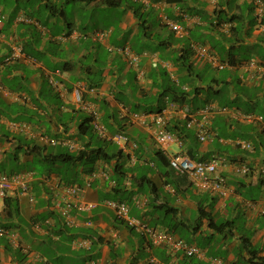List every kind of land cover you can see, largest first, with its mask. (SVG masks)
<instances>
[{
  "label": "crops",
  "instance_id": "obj_1",
  "mask_svg": "<svg viewBox=\"0 0 264 264\" xmlns=\"http://www.w3.org/2000/svg\"><path fill=\"white\" fill-rule=\"evenodd\" d=\"M0 14V62L12 35L28 56L0 68V172L32 174L28 193L0 199V227L9 230L0 234V264H211L213 257L223 264H264V186L258 184L264 176V0H0ZM163 15L185 33L174 34ZM94 30L105 37L95 38ZM192 41L211 44L214 62L195 57ZM110 46H128L137 63ZM78 85L86 86V109L73 102ZM168 85L186 92L183 103L159 96ZM207 104L215 110L200 141L187 120H202ZM164 107L173 112L168 127L177 125L171 131L179 138L168 154L230 162L222 170L224 194L199 190L162 163L151 129L131 121ZM84 114L96 115L107 134L126 136L125 148L105 138L110 151L121 149L126 175L115 185V159L80 172L77 197L95 206L72 207L65 215L67 196L54 171L60 164L32 168L55 147L49 139L79 144L76 125ZM240 140L252 148H241ZM233 164H246L249 173L236 174ZM108 199L126 201L130 216L189 243L202 237V256L173 255L150 243L103 204ZM222 218L229 228L218 233L213 224Z\"/></svg>",
  "mask_w": 264,
  "mask_h": 264
},
{
  "label": "built area",
  "instance_id": "obj_2",
  "mask_svg": "<svg viewBox=\"0 0 264 264\" xmlns=\"http://www.w3.org/2000/svg\"><path fill=\"white\" fill-rule=\"evenodd\" d=\"M142 1L146 5L149 4V0ZM2 18L3 16L0 14V24L2 23ZM162 18L163 22L168 27H170L176 35L182 36L185 33V28L177 21H173L165 15H163ZM103 35V33L97 34L95 35V38H102ZM11 48V53L2 62H0V67L5 63L17 61L20 58L28 59V56L22 52L20 45L12 44ZM190 48L196 57L200 59L206 58L210 62H214V55L209 52L206 46L196 42H191ZM123 52L127 55V58L130 61L135 62L137 60V58L129 51L128 48L123 49ZM217 66L221 67L222 65ZM52 82L55 84V81ZM85 90V85H78V87L75 88L72 93L73 102L76 106L82 109L87 108V102L82 97V92ZM214 110L215 108L213 106L207 104L202 110V120H195L191 117L187 120L188 126H195L197 137L200 141L207 139L205 123L208 119V113ZM218 110L220 112H224L226 111V108H218ZM172 114L173 112L169 110L168 107H165L157 112L134 114L131 116V121L137 122L140 125L151 129L158 151L168 156L170 167L173 168L177 173L185 175L196 188L209 191L211 193L224 194L226 177L222 174V170L224 167L228 166L229 163H227V160L219 156H215L206 160H195L189 158L181 151L168 154L169 146L174 142H179V138L168 129ZM92 127L101 138H107L114 141L120 148H125L127 146L128 140L126 136L123 133H116L113 135L107 134L105 127L101 124L99 118L96 115H94ZM48 143L53 146L61 145L67 147L70 150H75L80 147L79 144L74 140L65 138L49 139ZM237 144H239V146L242 148H251L250 143L246 141H238ZM234 171L238 175L245 174L248 171V168L244 165L234 166ZM29 179L30 174L0 173V199L5 198L10 191H13L17 188L20 189L21 193H28V190L30 189ZM56 186L60 187V189L63 188V190L66 192L67 200L65 201V209H63V213L65 215L69 214V209L72 207H74L77 211H85L90 210L95 206L93 202L82 201L78 199V185H59V183H57ZM29 198L33 200V196L31 194L29 195ZM145 201V199L140 200L135 198L136 204H143ZM103 204L111 209L117 218L123 220L128 226L138 231L141 235L145 236L150 243H153L154 245L165 246L173 254H175L177 251H181L183 255L189 257L202 256V250L197 245L188 243L163 229L149 226L143 220L134 216H130L128 214V204L125 201L108 199L105 200ZM0 234H9V230L0 227ZM152 262L154 264H161L153 260ZM210 262L211 264H223L222 260L217 257L211 258Z\"/></svg>",
  "mask_w": 264,
  "mask_h": 264
},
{
  "label": "trees",
  "instance_id": "obj_3",
  "mask_svg": "<svg viewBox=\"0 0 264 264\" xmlns=\"http://www.w3.org/2000/svg\"><path fill=\"white\" fill-rule=\"evenodd\" d=\"M81 1H88V0H81ZM112 3H114V1H112L110 4H112ZM46 7H48L49 9L52 10L55 7V5L48 3ZM1 20H3V18ZM142 23H144V22H142ZM141 25H143V24H141ZM93 33H94L93 36L100 34V33L104 34L103 37H105V35H106V33L103 30H94ZM8 42H9L8 44L10 46L9 54L12 51V48H11L12 44L20 45L22 48V52L25 53L20 40L18 38H16L15 36H13V35L10 36L8 38ZM196 43H199V44L206 46L208 48L209 52H211V50H212L211 44H209L210 47H208L205 43H202V42H196ZM125 48H128V47L127 46H123V47L110 46L109 50H111L113 52L118 51L119 53L123 54L125 56V58H127V55L123 52V49H125ZM18 60H20V59H18ZM17 61H12V62H17ZM12 62H8L5 64H9ZM47 77L49 78L50 84L52 86L56 87V82H55V84H53V82H52L55 80L49 75H47ZM50 78L52 81L50 80ZM77 87L78 86H75L71 91L73 92L74 89ZM0 88L2 89L1 78H0ZM159 96L166 97V98L170 99V102H179V103H183L187 97L186 92H184V90H181L177 86H169V85L162 89V92L159 94ZM82 97L84 99V93L83 92H82ZM168 102H169V100H168ZM80 109H82V108H80ZM161 109L162 108H160L156 111H160ZM93 119H94V115H85L84 114L81 117H79L78 123L76 125L77 131L75 134V137L79 139V146L80 147L78 149L70 150L67 147L64 148V146L55 145V147L53 149L42 154L41 157H42L43 163L41 165L33 166L32 169L36 170L37 172H40L46 168H48V170H53L55 167V164L59 163L60 164L59 168L55 169L54 171H56V173L59 175V181H60L61 185H69V184H76L77 183V175L80 172L92 173L99 160L110 161L111 159H115L113 166H112V172L115 176V179H114L115 183H116L115 185L120 184L126 175V171L124 169L123 162L121 160V158L123 157L122 151L120 148L113 151V152L110 151V148H111L110 143L111 142L110 141L105 142V138L102 140L101 137L98 136V134L94 131V129L92 127ZM101 124H102V122H101ZM176 126L177 125H175L173 127L175 129H177ZM174 128L171 127V129H170V127H168L169 130H172ZM105 129H106V127H105ZM35 150L38 153L37 155H39L41 153L40 147H37L36 145H34L32 147V151H35ZM156 155H158V157L162 163H164V164L168 163V162H166L165 155L162 154L160 151H157ZM207 159H209V158H207ZM200 160H206V159H200ZM15 174H17V173H15ZM29 183H30V181H29ZM258 184H259V186H264V176L259 179ZM17 190L20 191L19 188L14 189V191H17ZM167 210L168 211L169 210L174 211L175 208L168 207ZM263 214H264V212H263ZM229 223H230L229 220H225V218H222L219 220L218 224H216V223L213 224V229L218 233H222L225 228H229ZM209 225H210V223H209ZM166 231H169V230H166ZM242 238H244V237H242ZM245 239L248 240L249 238L245 237ZM242 242L243 243H242L241 247L246 246V243L243 240H242Z\"/></svg>",
  "mask_w": 264,
  "mask_h": 264
},
{
  "label": "clouds",
  "instance_id": "obj_4",
  "mask_svg": "<svg viewBox=\"0 0 264 264\" xmlns=\"http://www.w3.org/2000/svg\"><path fill=\"white\" fill-rule=\"evenodd\" d=\"M163 19V18H162ZM186 30V29H185ZM193 42V41H192ZM128 47V46H127ZM129 48V47H128ZM191 49V48H190ZM129 50H130V48H129ZM192 51V50H191ZM130 52L137 58V56H136V54H134L131 50H130ZM193 52V51H192ZM193 55H194V52H193ZM195 56V55H194ZM196 57V56H195ZM127 60H128V62L129 63H137V61H138V58H137V60L135 61V62H133V61H130L128 58H127ZM73 93V92H72ZM165 108V107H164ZM155 112V111H154ZM157 112V111H156ZM193 127H195V126H193ZM171 131V130H170ZM172 132V131H171ZM199 139V138H198ZM240 141H244V140H240ZM246 142H248V141H246ZM248 143H250V142H248ZM239 145V144H238ZM250 145H251V143H250ZM242 148V147H241ZM251 148H252V145H251ZM251 148H248V149H251ZM247 149V148H246ZM165 155V154H164ZM220 157V156H219ZM212 158V157H211ZM192 159V158H191ZM210 159V158H209ZM195 160H200V159H195ZM168 164H169V162H168ZM229 164H230V162H229ZM241 166V165H244V166H247L246 164H233V171H234V166ZM169 166H170V164H169ZM247 168H248V171L245 173V174H240V175H246V174H248L249 173V167L247 166ZM173 169V168H172ZM174 170V169H173ZM175 171V170H174ZM176 172V171H175ZM235 172V171H234ZM0 173H5V172H0ZM177 173V172H176ZM6 174H8V173H6ZM15 174V173H14ZM17 174H30V179H29V181H31V176H32V174L30 173V172H20V173H17ZM177 174H179V173H177ZM222 174H223V171H222ZM237 174V173H236ZM181 175H183V174H181ZM224 175V174H223ZM225 176V175H224ZM226 177V176H225ZM226 182H227V179H226ZM226 184V183H225ZM194 186V185H193ZM195 187V186H194ZM196 188V187H195ZM198 189V188H197ZM199 190H201V189H199ZM14 191V190H13ZM13 191H10L8 194H10L11 192H13ZM205 191V190H204ZM209 192V191H208ZM211 193V192H210ZM8 194H7V196H8ZM213 194H220V193H213ZM6 196V197H7ZM4 199V198H3ZM116 200H118V199H116ZM124 201V200H123ZM126 202V201H125ZM127 203V202H126ZM6 229V228H5ZM166 231V230H165ZM168 233H170V234H172V235H174V236H177V235H175L174 233H171V232H168ZM177 237H179V238H181V239H183L182 237H180V236H177ZM183 240H185V239H183ZM186 241V240H185ZM187 242V241H186ZM189 243V242H188ZM193 244H195V243H193ZM195 245H197V244H195ZM198 246V245H197ZM165 247V246H164ZM199 247V246H198ZM200 248V247H199ZM168 249V248H167ZM201 249V248H200ZM202 250V249H201ZM178 252V251H177ZM176 252V253H177ZM175 253V254H176ZM173 254V253H172ZM175 254H173V255H175ZM184 256H186V255H184ZM187 257H189V256H187ZM191 257H197V256H191ZM217 258H219V257H217ZM211 259V258H210ZM221 259V258H220Z\"/></svg>",
  "mask_w": 264,
  "mask_h": 264
},
{
  "label": "rangeland",
  "instance_id": "obj_5",
  "mask_svg": "<svg viewBox=\"0 0 264 264\" xmlns=\"http://www.w3.org/2000/svg\"><path fill=\"white\" fill-rule=\"evenodd\" d=\"M24 5H25L24 2H22V1L19 2V6H20V7H23ZM109 12H110V11H109ZM107 13H108V12H107ZM220 73L223 74L224 71H220ZM171 148L173 149L174 146H171L170 149H171ZM168 151H169V150H168ZM169 152H170V151H169ZM254 196H255V195H254ZM112 197H113V196H112ZM127 201H130V200H127ZM186 238H189V237L186 236ZM191 240H192V238H191ZM194 242H195L197 245H199V247H200V246H202V244H203V238L199 236V237H197V238L194 239Z\"/></svg>",
  "mask_w": 264,
  "mask_h": 264
}]
</instances>
